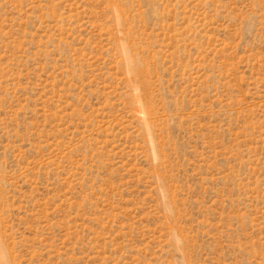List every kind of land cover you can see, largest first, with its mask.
<instances>
[{"label": "rangeland", "instance_id": "rangeland-1", "mask_svg": "<svg viewBox=\"0 0 264 264\" xmlns=\"http://www.w3.org/2000/svg\"><path fill=\"white\" fill-rule=\"evenodd\" d=\"M0 264H264V0H0Z\"/></svg>", "mask_w": 264, "mask_h": 264}]
</instances>
